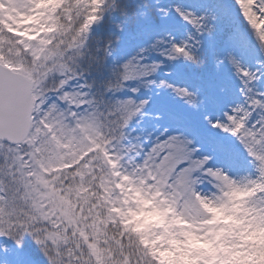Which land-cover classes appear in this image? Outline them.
I'll use <instances>...</instances> for the list:
<instances>
[{
    "label": "snow or ice",
    "instance_id": "6c2138e0",
    "mask_svg": "<svg viewBox=\"0 0 264 264\" xmlns=\"http://www.w3.org/2000/svg\"><path fill=\"white\" fill-rule=\"evenodd\" d=\"M153 211L264 230V0H0V264H104Z\"/></svg>",
    "mask_w": 264,
    "mask_h": 264
},
{
    "label": "clouds",
    "instance_id": "9594fccd",
    "mask_svg": "<svg viewBox=\"0 0 264 264\" xmlns=\"http://www.w3.org/2000/svg\"><path fill=\"white\" fill-rule=\"evenodd\" d=\"M238 214L244 215L242 210ZM208 228L207 220L172 217L165 222L163 213L133 212L114 226L117 235L124 234V242L121 246L117 239L111 251L105 249L104 264H264V230L248 228L243 238H233L234 245L203 243L196 250L190 241L201 231L207 235Z\"/></svg>",
    "mask_w": 264,
    "mask_h": 264
}]
</instances>
